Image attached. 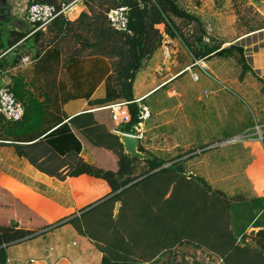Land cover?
Returning <instances> with one entry per match:
<instances>
[{
  "label": "trees",
  "instance_id": "16d2710c",
  "mask_svg": "<svg viewBox=\"0 0 264 264\" xmlns=\"http://www.w3.org/2000/svg\"><path fill=\"white\" fill-rule=\"evenodd\" d=\"M35 1L59 9L62 4L67 5L73 0L69 3ZM4 2L0 0V72L13 68L20 61L19 55H1L18 42H23V47L35 48L33 57L37 58L43 48L62 42L69 32L77 30L69 36L90 52L112 60L109 89L106 96L95 100L94 104L118 100L130 102V120L119 126L121 133L133 134L134 127L141 121L139 111L145 100L136 102L132 84L142 62L151 58L160 47L163 35L179 39L194 60L238 56L242 70L251 71L241 46L232 44L225 47L213 38H208L209 42L205 41L207 33L202 22L184 9L179 0H83L93 15L82 12L74 23L65 16H58L45 31L33 34H30L29 26L6 33L3 31L6 20H10L3 10ZM96 2L102 10L95 14L90 4ZM119 7L128 8V27L124 32L112 28L106 18L110 9ZM175 19L186 25L195 24L196 30L191 38L181 32ZM82 29L94 33L92 41L81 37L79 31ZM7 87L22 102L24 115L21 120L14 122L0 115V140L14 142L16 155L47 176L65 180L86 175L104 181L109 187L107 199L69 220L75 231L96 244L102 254L99 264H157L160 256L182 245L198 249L203 257L214 255L222 264H264V254L257 248L239 245L230 228L231 203L244 198L225 197L222 192L213 190L203 178L187 175L184 160H181L183 155L165 161L147 153L139 141V151L147 154V158L141 160L129 157L124 153L119 137L107 132L99 133V126L96 127L92 120L88 126H94L89 127L87 136H84L88 142L87 150L95 155V164H89L79 156L81 143L68 125H62L42 140L39 137L22 140L41 129L44 120L39 119L42 116V104L28 98L25 84L19 77H12ZM100 111L107 113L111 120L108 109ZM75 121L71 119L70 123L74 125ZM64 151L68 154L67 159L61 160L59 154H64ZM109 159L113 164L108 163ZM139 163L143 164L144 169L137 174ZM166 164L169 165L164 167ZM64 167L66 171L61 172ZM4 193L7 194L0 187V264L7 263L8 246L35 234V231L23 227L30 221L27 220L30 216L15 218L14 209L27 211L26 207L17 201L6 202ZM117 203L119 207L114 215ZM31 226L37 230L49 227L41 219L31 220ZM46 233L35 235L34 238H47ZM255 238H259L257 241L264 248V230L257 232ZM192 264H202V261L199 258L193 260Z\"/></svg>",
  "mask_w": 264,
  "mask_h": 264
},
{
  "label": "crops",
  "instance_id": "0c3cea01",
  "mask_svg": "<svg viewBox=\"0 0 264 264\" xmlns=\"http://www.w3.org/2000/svg\"><path fill=\"white\" fill-rule=\"evenodd\" d=\"M5 1L3 10L10 20H6L3 31L6 33L9 30L25 29L27 25L21 16L15 14L20 8L21 0H16V3L14 0H8V3ZM182 1H187V4L194 2L189 11L187 7H182L200 19L207 35L214 39L217 37L221 41L224 35L229 36L223 40V46L235 44L243 48L245 61L251 70L248 72L253 73L254 78L263 85L264 27L243 31L238 24L239 9L234 7L233 0ZM241 1L264 22V0ZM81 12L90 15L82 0H75L65 17L74 23ZM242 15L240 11V16ZM168 42L175 43L176 39L166 37L164 43ZM22 44L23 42H18L1 53L4 57L10 54L19 55L21 58L16 66L0 72V85L8 86L12 77H19L25 84L28 98L42 104V116L39 119L44 120L41 129L22 140L36 137L42 140L62 125H68L81 143L79 156L83 161L95 164V155L87 150L88 142L84 136H87L89 127L94 126H88L91 120L96 127L99 126V133H110L119 137V140L123 137L119 126L109 120L107 113L100 111L106 104H94L95 100L103 99L109 89L112 60L90 52L79 42L48 45L41 50L37 58L33 57L35 48L23 47ZM164 49L169 51L170 48L164 44L159 52L143 61V67L148 62L153 74L148 70L146 73L149 75L143 74V67L136 73L132 84L135 100H146L149 94L165 86V83H162L154 88L152 83V80H158L152 65ZM71 119L77 120L74 125L70 123ZM13 144L11 141L0 140V187L7 192L3 195L6 202L17 201L26 207L27 211L15 208L14 215L16 219L23 215L27 218L30 216L27 219L30 221L23 227L25 230L35 231V234L7 247L6 264H99L102 254L96 244L75 231L69 220L79 217L85 209L107 199L110 193L107 184L86 175L65 180L47 176L26 159L18 157ZM63 153L59 154L61 160L67 159L68 154L65 151ZM108 163L113 164V161L109 159ZM65 169L66 167L61 168V172H65ZM256 173L254 179L261 181L264 176ZM257 182L256 186L251 185L250 197L246 196L244 200L231 204L229 222L239 245L257 248L264 254V248L257 241L259 238H255L257 232L264 230V191L260 190ZM118 207L117 203L114 215L117 214ZM19 211L22 213L19 214ZM33 219H41L49 227L37 230L31 226ZM45 232H48L47 238H34L35 235ZM240 237L244 239V243H240ZM195 250L196 256H200V251ZM162 256L159 262L164 264Z\"/></svg>",
  "mask_w": 264,
  "mask_h": 264
},
{
  "label": "rangeland",
  "instance_id": "374dc122",
  "mask_svg": "<svg viewBox=\"0 0 264 264\" xmlns=\"http://www.w3.org/2000/svg\"><path fill=\"white\" fill-rule=\"evenodd\" d=\"M69 1L57 0V3ZM186 2L179 0L180 5L189 11L194 2ZM233 3L239 9L238 24L243 31L264 25L261 17L241 0H233ZM90 7L95 14L102 10L98 2L90 4ZM240 11L244 17L240 16ZM89 13L92 14V11ZM175 23L189 38L196 30L195 24L186 25L178 19ZM73 32L77 30L69 32L62 42H78L69 36ZM79 33L83 39L92 41L94 33L84 29ZM166 37L163 35L157 51L164 44L171 50L161 51L152 65L158 79L152 80L154 88L162 83L165 86L146 98L144 107L148 109L149 117L133 134L147 153L165 161L183 155L181 160H184L187 175L203 178L213 190L222 192L225 197H250L251 185L256 186L257 182L254 179L256 172L264 176V133L260 137L256 132V127L263 126L261 130H264L263 85L253 73L242 70L238 56L194 60L179 39L166 44ZM228 37L224 35L223 40ZM208 38L212 37L206 35L205 41L209 42ZM215 40L224 43L217 37ZM197 61L198 64H195ZM145 64L144 67L141 65L143 74L149 75L147 70L153 74L148 62ZM192 74L197 75L196 80L192 79ZM230 139L236 141L223 144ZM189 155L193 156L189 158ZM136 169L138 174L144 169L143 164L139 163ZM257 183L263 192L264 178ZM240 240L244 243V239L240 237ZM196 255L194 247L182 245L165 253L162 262L192 264L193 259L200 257L202 264H222L216 256Z\"/></svg>",
  "mask_w": 264,
  "mask_h": 264
},
{
  "label": "built area",
  "instance_id": "2783aa9c",
  "mask_svg": "<svg viewBox=\"0 0 264 264\" xmlns=\"http://www.w3.org/2000/svg\"><path fill=\"white\" fill-rule=\"evenodd\" d=\"M16 3V0H14ZM73 1L70 4H62L58 9L55 6L37 3L35 0H21L20 8L15 14L18 17L21 16V19L24 21L25 25L29 26L31 29L30 34H33L37 31H45L46 28L53 22L58 16H65L69 8L74 4ZM19 12V13H18ZM106 18L109 25L117 31L124 32L127 31L128 27V8L119 7L110 9L106 13ZM198 64V61L195 63ZM192 79L196 80L197 75L192 74ZM136 102H139L136 100ZM130 102L118 100L111 103H108L104 106L103 109H108L111 113V120L118 126L124 125L130 120V113L128 110V104ZM0 115L7 121H19L24 115V107L20 101L17 100L14 93L6 86L0 85ZM149 117V111L146 107L140 106L139 118L140 123L134 127V131L138 130V127L141 126L142 122ZM261 127H256L257 134L261 135L264 133V130H261ZM124 135L134 134L122 133ZM137 138V137H136Z\"/></svg>",
  "mask_w": 264,
  "mask_h": 264
},
{
  "label": "water",
  "instance_id": "95a60500",
  "mask_svg": "<svg viewBox=\"0 0 264 264\" xmlns=\"http://www.w3.org/2000/svg\"><path fill=\"white\" fill-rule=\"evenodd\" d=\"M121 144L124 149V153L129 157H137L138 159L144 160L147 158V154H144L139 151V139L131 136V135H124L120 138ZM236 139H230L224 142L223 144L234 142ZM169 164H166L164 167H167ZM119 192V191H118ZM94 206V205H92Z\"/></svg>",
  "mask_w": 264,
  "mask_h": 264
}]
</instances>
